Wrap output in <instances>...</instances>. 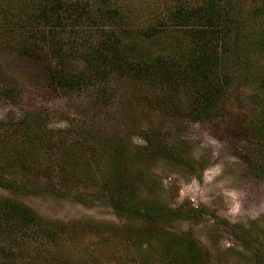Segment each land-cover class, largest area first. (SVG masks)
I'll use <instances>...</instances> for the list:
<instances>
[{
	"label": "rangeland",
	"instance_id": "rangeland-1",
	"mask_svg": "<svg viewBox=\"0 0 264 264\" xmlns=\"http://www.w3.org/2000/svg\"><path fill=\"white\" fill-rule=\"evenodd\" d=\"M76 1L93 5L100 2ZM106 1L125 18V24L116 26L115 31H135L164 22L166 30L149 46L154 53L164 50L161 53L167 56L186 54L184 32L168 23V14L179 5L194 7L203 2ZM224 1L237 6L236 15L246 27L254 28L252 10L264 7V0ZM255 25L258 32L264 31V14ZM239 34L244 37V48L229 57L234 63L227 70L231 80L224 113L200 122L193 121L187 111L153 107L148 102L153 92L139 95L137 85L123 77L65 94L51 84L48 61L0 51V87L5 82L11 84L18 97L13 103L0 97V124L16 122L30 113L43 122V135L52 137L50 146L43 148L49 153L48 158L46 154L42 158L44 175L34 178L20 168L0 169L29 182L26 191L0 186V200L24 203L47 227L59 232L58 238L49 239L28 229L13 231L12 238L27 256L36 258V263L39 251L41 255L58 253L70 264L93 260L97 263L92 264H138L137 248L128 244L122 232L147 228L155 230L158 237L166 232L180 240L193 239L206 264H264V177H255L249 168L248 158L256 148L246 131L250 121L264 114V49H256L254 34ZM69 62L72 67H81L77 58ZM182 102L188 100L182 98ZM12 125L4 126L0 135L9 132L14 137ZM157 144L170 145L174 158L145 156ZM116 146L124 147L123 153L130 158L126 163L124 159L111 161ZM68 155L74 157L71 165L78 162V167L71 170V177L62 185L56 163ZM112 167L118 170L127 190L134 191L136 200H151L176 212L179 219L151 227L119 215L106 197L93 203L76 198L100 197L112 190L105 188L103 181L105 171H113ZM118 230H122L119 237Z\"/></svg>",
	"mask_w": 264,
	"mask_h": 264
},
{
	"label": "trees",
	"instance_id": "trees-1",
	"mask_svg": "<svg viewBox=\"0 0 264 264\" xmlns=\"http://www.w3.org/2000/svg\"><path fill=\"white\" fill-rule=\"evenodd\" d=\"M99 1L93 5L76 0H0V51L33 61H48L51 84L65 94L123 77L137 85L139 95L153 92L148 97L153 107L187 111L193 121L200 122L216 119L224 113L231 80L227 70L234 63L229 57L237 49L241 53L244 48L241 41L244 37L239 33L245 32L246 36L254 34L256 49H264V31L258 32L255 25V20L264 14V7L252 10L253 28L240 22L241 18L236 15L237 6L233 7L224 0H203L194 7L179 5L166 20L183 30L186 54L167 56L161 53L164 50L154 53L149 46L166 30L164 22L135 31L132 28L115 31L116 26L125 24L124 16L119 9L109 7L107 1ZM71 58H77L81 67L69 65ZM0 97L13 103L17 92L5 82L0 87ZM182 98L188 103L182 102ZM42 123L34 114L26 113L21 120L0 124V133L4 126L12 124L10 132L15 133L14 137L9 132L0 135V165H4L0 169L20 168L34 178L46 173L41 164L43 155L48 158L49 153L43 152V148L50 146L52 137L43 135ZM246 131L256 148L248 158L249 168L255 177L263 178L264 114L250 121ZM169 146L157 144L150 150L146 148L145 156L162 155L171 160L174 153ZM114 148L117 151L111 161L124 159L126 163L130 159L123 153V146ZM73 158L61 156L56 163L62 185L71 177V170L78 167V162L71 165ZM112 169L105 171L107 176L103 178L104 187L112 190L100 197L76 198L80 202L93 203L106 197L119 215L132 221L140 220L151 227L179 219L176 212L168 211L151 200H136L134 191L127 190L126 183L119 180L118 170ZM19 179L0 170L1 187L26 191L29 182ZM55 191L61 193L58 188ZM23 229L49 239L59 236L58 230L47 227L24 203L13 199L0 200V264H70L58 257V253L55 256L41 255L39 251L35 257L40 259L36 263V258L27 256L21 244L12 238L13 231ZM121 232L118 230L117 237ZM122 233L128 244L137 248L138 264L160 261L165 264H206L193 239L180 240L166 232L158 237L155 230L147 228H131ZM9 234V239H6ZM155 247L159 249L155 251ZM93 262L86 261V264Z\"/></svg>",
	"mask_w": 264,
	"mask_h": 264
}]
</instances>
